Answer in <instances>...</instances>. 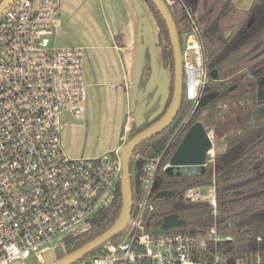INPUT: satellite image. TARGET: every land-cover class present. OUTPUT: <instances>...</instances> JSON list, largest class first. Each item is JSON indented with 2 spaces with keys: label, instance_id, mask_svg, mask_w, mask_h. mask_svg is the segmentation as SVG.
<instances>
[{
  "label": "built area",
  "instance_id": "1",
  "mask_svg": "<svg viewBox=\"0 0 264 264\" xmlns=\"http://www.w3.org/2000/svg\"><path fill=\"white\" fill-rule=\"evenodd\" d=\"M59 6L60 0H11L0 14V264H42L45 253L56 256L66 235L86 230L112 202L122 175L120 148L85 158L64 149L61 115L84 114L86 89L83 48L55 44ZM184 36L182 96L192 109L160 154L142 165V193L119 238L72 264H264L261 256L230 258L220 248L231 237L218 231L213 181L182 195L183 203L209 204L211 224L174 231L186 225L174 214L184 223L161 231L154 229L172 215L146 216L155 208L158 169L169 167L165 155L184 136L207 77L194 21Z\"/></svg>",
  "mask_w": 264,
  "mask_h": 264
},
{
  "label": "trees",
  "instance_id": "2",
  "mask_svg": "<svg viewBox=\"0 0 264 264\" xmlns=\"http://www.w3.org/2000/svg\"><path fill=\"white\" fill-rule=\"evenodd\" d=\"M144 1L156 20L158 40L155 45L161 49L162 66L169 70L171 84L161 111L157 112L159 101L156 100L143 113L144 120L132 126L127 139L151 125L165 111L170 104L174 84L169 32L154 2ZM164 1L173 16L180 43L190 29L191 21H194L205 51L207 77L186 128L200 122L206 131L210 130L216 138L223 139V149L207 158L203 173L199 170L171 177L159 168L156 191L173 189L175 193L170 199L155 198V208L146 216L161 221L166 215L178 214L185 219L186 225L173 226L172 229L185 233L193 232L199 225L211 224L210 205L183 203L182 195L189 186L206 185L213 181L216 186L218 231L231 237L221 242L220 248L230 258L252 254L264 260V0H253L248 8L236 7L233 0H197L196 3L190 0ZM251 18L253 22L248 26ZM145 49L138 81L140 95L144 93L152 72V54L148 43ZM154 92L152 90L139 101L148 106ZM181 100L171 125L138 144L132 152L129 163L134 205L132 214L142 193V165L160 154L190 105L183 96ZM179 140L168 149L164 162L170 159ZM121 202L119 182L112 202L89 219L90 225L86 230L66 235L65 246L57 250L56 258L103 233L118 217Z\"/></svg>",
  "mask_w": 264,
  "mask_h": 264
},
{
  "label": "crops",
  "instance_id": "3",
  "mask_svg": "<svg viewBox=\"0 0 264 264\" xmlns=\"http://www.w3.org/2000/svg\"><path fill=\"white\" fill-rule=\"evenodd\" d=\"M233 2L236 7L245 8L244 0ZM144 15L157 40L152 20L145 8ZM59 17L55 44L64 48L79 47L84 51V117L87 119L89 113L94 111H106L99 113V118L107 123L111 143L101 151L98 150L97 154L119 149L137 120L136 83L145 51L137 38V30L142 28H139L140 17L129 0H60ZM170 84L169 70L162 66L161 50L155 45L146 93L155 90L154 99L159 101V110L166 103ZM63 132L64 128L61 138L66 153H77L72 145V128L65 134Z\"/></svg>",
  "mask_w": 264,
  "mask_h": 264
},
{
  "label": "water",
  "instance_id": "4",
  "mask_svg": "<svg viewBox=\"0 0 264 264\" xmlns=\"http://www.w3.org/2000/svg\"><path fill=\"white\" fill-rule=\"evenodd\" d=\"M134 6L137 15L140 17L139 28L142 26V32L137 30V38L140 40L144 49L146 44H149V48L151 49L152 54V64L154 58V47L156 40L154 38L153 33L151 32L150 24L147 18L144 15V7L140 0H129ZM158 9L160 15H162L167 32H169V39L171 43V48L173 49V90L172 96L170 99V104L165 109V111L158 117L156 121H154L151 125L145 127L141 131L137 132L132 138L127 139L123 143V145L119 149V154H121V171L122 175L120 178V188H121V211L118 217L113 221V224L110 225L103 233L97 235L96 237L87 240V243L82 246L70 251L63 255L60 258H56L52 252H47L44 254V263L42 264H72L84 256H86L91 251L97 249L99 246L104 244L105 241L120 233L121 230L126 226L128 218L130 217L132 210V188H131V171H129V163L133 155V151L137 147L138 144L145 141L148 138L154 136V134L161 132L171 125L174 117L176 116L180 106H181V98H182V90H183V66H182V49L181 43L179 39V33L176 30V24L174 22L172 14H170L169 8L164 0H152ZM192 3H196L197 0H190ZM11 0H0V14L1 12L9 5ZM144 17V18H143ZM253 22V18H251L248 22V26ZM149 33V34H148ZM143 37V40H142ZM146 41V42H143ZM146 51V49H145ZM144 54L142 56L140 62V72L137 80V94L135 97V117L136 123H141L143 119V113L151 106L156 99L151 100L152 102L146 106L144 101H139L141 97H145L149 92L146 93L147 87L142 95L138 90V81L141 74V65L144 59ZM151 64V67H152ZM148 86V83H147ZM155 95V94H154ZM159 103V102H158ZM159 110V109H158ZM161 111V110H159ZM157 111V112H159ZM156 112V113H157ZM135 123V124H136ZM128 137V136H127ZM212 142L211 137L207 133L206 129L200 122L194 123L188 127L181 141L178 143L176 148L173 150V153L169 160V167L165 169V172L169 176H180L186 174L189 170L195 169L200 170V173L205 171V164L207 160V155L210 153ZM185 169V170H183ZM190 172V171H189ZM188 172V173H189ZM156 186V185H155ZM157 187H155L156 189ZM175 190H157L154 196L155 198H172ZM164 223L157 228V230L166 231L170 226L182 225V220L176 219V216L173 214L172 216H168L164 219Z\"/></svg>",
  "mask_w": 264,
  "mask_h": 264
},
{
  "label": "rangeland",
  "instance_id": "5",
  "mask_svg": "<svg viewBox=\"0 0 264 264\" xmlns=\"http://www.w3.org/2000/svg\"><path fill=\"white\" fill-rule=\"evenodd\" d=\"M140 1L146 10V13L149 15V17L152 20L154 32L156 33V39L158 40V27L156 24V20L154 16L151 14V12L149 11L148 6L145 3V1L144 0H140ZM251 2L252 0H244V3H245L244 7L245 8L249 7ZM184 37L186 38V36ZM158 48L160 49L159 46ZM161 61H162V53H161ZM191 106L192 105L190 103V105L187 107V110L183 114V117H185L186 114L192 109ZM101 112L106 113L105 110ZM101 112L99 111V113ZM99 113L95 111L94 113L93 112L91 114L89 113V117L87 119H85L84 114L82 116L76 117L74 114H72L69 111L64 112L61 115V121H62V125L64 128L63 133L65 134V132H69L70 128H72L73 130L72 135H71V137L73 138L72 145L77 150V153L75 154L69 153L71 157L85 158V157L99 156L97 154V151L98 150L101 151L104 147H107L111 143V137L110 135L107 134V125H106L107 123L104 122L103 118L101 119L99 118L100 116ZM72 126L76 129L74 130ZM207 133L210 135L211 142H212V145L209 151L210 153L207 155V158H209V157H213L216 152L223 149V139L216 138V136L212 134L210 130L207 131ZM183 223L184 221L182 220V224ZM157 228L158 227H156L154 230H157ZM118 238H119V234L112 237V239H118ZM87 256H90V255H87Z\"/></svg>",
  "mask_w": 264,
  "mask_h": 264
},
{
  "label": "flooded vegetation",
  "instance_id": "6",
  "mask_svg": "<svg viewBox=\"0 0 264 264\" xmlns=\"http://www.w3.org/2000/svg\"><path fill=\"white\" fill-rule=\"evenodd\" d=\"M183 170H185V169H183ZM189 171H190V172H195L196 170L191 168V170H189ZM189 171H188V172H189ZM188 172H187V173H188Z\"/></svg>",
  "mask_w": 264,
  "mask_h": 264
}]
</instances>
